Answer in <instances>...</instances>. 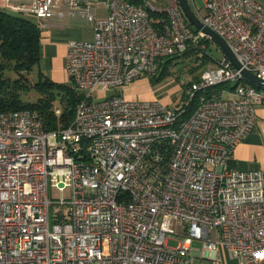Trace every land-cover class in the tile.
I'll return each instance as SVG.
<instances>
[{
    "label": "built area",
    "instance_id": "1",
    "mask_svg": "<svg viewBox=\"0 0 264 264\" xmlns=\"http://www.w3.org/2000/svg\"><path fill=\"white\" fill-rule=\"evenodd\" d=\"M260 1L204 0L202 11L189 1L240 68L223 57L177 105L123 92L187 48L205 53L208 38L192 31L179 0H102L104 18L92 0L7 6L44 22L62 5L58 15L93 23V38L67 41L66 83L81 94L67 127L46 131L35 110L0 111V264H193V240L215 261L222 248L239 264H264V169L227 167L264 103L242 74L264 80ZM151 13L166 21L155 26ZM49 188L70 197L50 198Z\"/></svg>",
    "mask_w": 264,
    "mask_h": 264
},
{
    "label": "trees",
    "instance_id": "2",
    "mask_svg": "<svg viewBox=\"0 0 264 264\" xmlns=\"http://www.w3.org/2000/svg\"><path fill=\"white\" fill-rule=\"evenodd\" d=\"M127 1L135 5L144 2V0ZM150 15L155 26H161V22L166 21L164 14L151 13ZM30 17L32 16L0 9V111L35 110L42 117L44 129L52 131L67 127L72 122L81 94L68 83L50 80L40 70L41 31ZM191 29L193 32L197 31L192 27ZM208 40L201 42L206 43ZM191 54L196 58L199 55L193 49L187 48L182 55L165 59L160 65L158 76L150 78V83H159L169 73L172 62ZM203 57L208 61L205 53ZM207 61L201 63H208ZM35 67L36 79L32 80L30 74ZM190 83L185 86V89ZM31 89L37 96L32 102L25 98ZM195 96L186 107L184 119L188 118L196 106ZM55 101H58L60 105L55 107ZM55 108L60 110L58 115L55 113Z\"/></svg>",
    "mask_w": 264,
    "mask_h": 264
},
{
    "label": "crops",
    "instance_id": "3",
    "mask_svg": "<svg viewBox=\"0 0 264 264\" xmlns=\"http://www.w3.org/2000/svg\"><path fill=\"white\" fill-rule=\"evenodd\" d=\"M96 3L95 14L98 18L107 15V9L102 0H92ZM148 1V0H144ZM31 0H0V9L7 10L8 5H30ZM152 5H161L162 0L148 1ZM264 5V0L260 1ZM58 12H64V6H60ZM58 12L51 18L43 21L30 17L41 33V61L40 70L52 81L66 83L64 72V58L67 51V41L85 40L93 38V23L82 19L60 16ZM44 23V25H43ZM201 73V72H200ZM200 74H198L199 76ZM148 79L141 78L127 87L123 94L129 99H159L170 104V99L165 96L160 88L155 87ZM255 128L248 133L233 149L227 167L236 170L264 169V103L255 108ZM190 255L193 264H239L237 257L219 248L216 252L218 261H215V253L202 248V241L193 240L190 246Z\"/></svg>",
    "mask_w": 264,
    "mask_h": 264
},
{
    "label": "rangeland",
    "instance_id": "4",
    "mask_svg": "<svg viewBox=\"0 0 264 264\" xmlns=\"http://www.w3.org/2000/svg\"><path fill=\"white\" fill-rule=\"evenodd\" d=\"M150 1V0H148ZM190 1V0H189ZM193 3L199 11H202L204 8V0H193ZM161 6V5H155ZM205 54L208 56V61L206 58H202L204 55L200 52L197 55L191 54L187 57H180L178 60L172 62V65L169 67V73L156 84V88H160L162 92L170 99V104L177 105L182 100V94L185 92V86L190 82L194 81L198 74L208 66L214 65L217 61L223 58V54L219 50V48L213 44L210 40L206 42ZM202 61H207L208 63H201ZM36 67L34 71L30 74V78L32 80L36 79ZM14 76V75H13ZM105 91H100L96 93L94 96L102 97ZM27 100L35 101L37 96L36 92L31 89L28 95L25 96ZM97 98V97H96ZM126 99H129L128 96H125ZM163 103V102H162ZM166 104V103H164ZM60 103L55 101L54 106H59ZM168 105V104H166ZM49 197L53 199L65 198L68 199L70 197V189L66 188L64 191H59L54 188H49ZM176 223H174L175 226ZM182 229L178 228V234H182ZM177 245V241L169 240L168 246L175 247Z\"/></svg>",
    "mask_w": 264,
    "mask_h": 264
},
{
    "label": "water",
    "instance_id": "5",
    "mask_svg": "<svg viewBox=\"0 0 264 264\" xmlns=\"http://www.w3.org/2000/svg\"><path fill=\"white\" fill-rule=\"evenodd\" d=\"M180 8L185 16V18L188 20L189 24L196 30L201 31L205 34V36L213 43L215 44L221 53L223 54V57H225L228 61L231 62V64L239 69L240 66L238 62L236 61L234 55L232 54L231 50L225 43V41L218 36L215 32L204 26V24L196 17L193 10L191 9V6L189 4L188 0H179ZM243 76L247 79L249 83L252 85L261 88L264 90V80L257 78L252 73L243 70L242 71Z\"/></svg>",
    "mask_w": 264,
    "mask_h": 264
}]
</instances>
